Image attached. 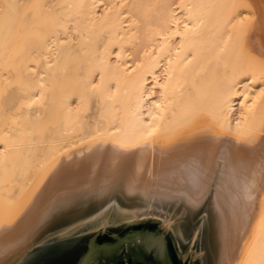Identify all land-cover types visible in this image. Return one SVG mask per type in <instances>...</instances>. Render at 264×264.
Returning a JSON list of instances; mask_svg holds the SVG:
<instances>
[{
    "label": "bare ground",
    "instance_id": "1",
    "mask_svg": "<svg viewBox=\"0 0 264 264\" xmlns=\"http://www.w3.org/2000/svg\"><path fill=\"white\" fill-rule=\"evenodd\" d=\"M226 146L241 175L230 264H264V0H0V233L101 156Z\"/></svg>",
    "mask_w": 264,
    "mask_h": 264
},
{
    "label": "water",
    "instance_id": "2",
    "mask_svg": "<svg viewBox=\"0 0 264 264\" xmlns=\"http://www.w3.org/2000/svg\"><path fill=\"white\" fill-rule=\"evenodd\" d=\"M134 154L92 160L53 176L10 232L0 264H230L242 185L229 147L172 162Z\"/></svg>",
    "mask_w": 264,
    "mask_h": 264
}]
</instances>
